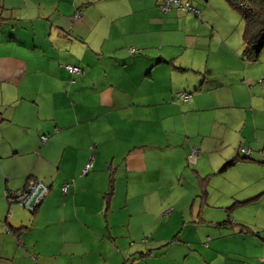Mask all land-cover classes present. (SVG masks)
Masks as SVG:
<instances>
[{
	"label": "crops",
	"instance_id": "0c3cea01",
	"mask_svg": "<svg viewBox=\"0 0 264 264\" xmlns=\"http://www.w3.org/2000/svg\"><path fill=\"white\" fill-rule=\"evenodd\" d=\"M25 1L17 16L35 17H0V264L147 263L168 242L144 236L181 231L194 196L185 189L207 195L215 178L228 196L245 185L259 202L264 54L246 59L220 8L194 16L163 12L158 0ZM30 179L48 187L38 206L8 203L5 191ZM228 251L221 264H239Z\"/></svg>",
	"mask_w": 264,
	"mask_h": 264
},
{
	"label": "rangeland",
	"instance_id": "374dc122",
	"mask_svg": "<svg viewBox=\"0 0 264 264\" xmlns=\"http://www.w3.org/2000/svg\"><path fill=\"white\" fill-rule=\"evenodd\" d=\"M182 1H186L195 9H198V6L209 5V3L211 6L220 8L221 10L218 12V15L222 16L231 25V28H233L231 36L241 46L240 33L243 26L242 19L230 10L223 0ZM23 3L24 0H5L4 5L1 6L0 1V17L3 19L2 22L12 21V18L29 20L31 17H35V12L26 11L25 9L21 11L19 17L17 16L19 9L23 7ZM25 3H28V0ZM3 28L0 25V43L4 41L3 38L6 35V29ZM261 51L264 54V48ZM217 70H219L218 67ZM247 127L248 125L243 129V132L247 131ZM255 132L260 133L264 142V131H258L256 129ZM246 147L244 145L238 149L243 154V151L247 149ZM255 157L258 162L260 157L258 155H255ZM194 160L191 158L186 159V163L191 165L187 167L189 174L191 172L190 169L193 168L192 165H195ZM190 178L193 182L191 175ZM254 184H257L258 188L260 185H264V181L261 179ZM204 187L206 190V185ZM185 190H192L191 192L194 196L192 200L187 199L186 201L185 198L186 210L184 212V218L178 220L180 225L182 223V230L180 231V226H178L177 230L170 234H167L161 229L152 236L145 235L144 237L149 239H165L168 243L151 250L149 252L150 257L146 256L147 251H145L144 254L146 256L145 258H147V263L139 262L137 264H172V261L175 259H182V264H221L223 259L222 253L229 255L228 248H234L236 250L235 253L238 257L239 264L240 262L242 264H252V262L257 264L256 261H259V264H264V194L259 198V202H256V199L251 198L252 194H249L253 190L242 185L241 190L243 196L241 198L228 196L232 187L227 186L217 178L209 181L207 184V195H201L202 192H200L198 184L195 188L187 187ZM171 191L172 196H175V189L172 188ZM180 194L184 198L183 193ZM182 198H180L181 201ZM191 201H194L192 213L189 211V207L192 205ZM255 224L257 226H253ZM172 226V224L169 225L166 230L170 231L176 228ZM141 240L144 241L146 238L139 236V241ZM170 241L181 243V249L179 250L178 246L169 247ZM152 243H156L155 240ZM212 250L214 253L211 252ZM239 257L247 261L243 260V262Z\"/></svg>",
	"mask_w": 264,
	"mask_h": 264
},
{
	"label": "built area",
	"instance_id": "2783aa9c",
	"mask_svg": "<svg viewBox=\"0 0 264 264\" xmlns=\"http://www.w3.org/2000/svg\"><path fill=\"white\" fill-rule=\"evenodd\" d=\"M170 6H175L177 9H179L182 12L186 13H193L194 15H198V11L195 8H192L189 3L182 0H158V7L163 12L167 11ZM79 16L78 12L74 14V18H77ZM130 51H133L131 49ZM65 68L67 71L71 73H79L80 70L78 67L71 66V65H65ZM181 97L183 99H186L188 97L187 94H181ZM43 140L44 137H41ZM242 151V150H241ZM196 154V151H192V157H194ZM244 156H247L248 150L243 151ZM90 168V163H86L82 172H86ZM62 192H65L66 186H62ZM48 192V187L41 181L38 180H28L26 184L20 189L16 191H5V198L8 203H17L22 208H24L27 211H33L38 204L41 202V200L44 198V196Z\"/></svg>",
	"mask_w": 264,
	"mask_h": 264
},
{
	"label": "trees",
	"instance_id": "16d2710c",
	"mask_svg": "<svg viewBox=\"0 0 264 264\" xmlns=\"http://www.w3.org/2000/svg\"><path fill=\"white\" fill-rule=\"evenodd\" d=\"M223 1L242 19L241 42L247 52L246 59L251 61L257 59L264 48V0Z\"/></svg>",
	"mask_w": 264,
	"mask_h": 264
}]
</instances>
